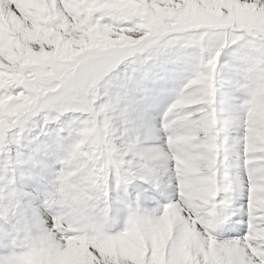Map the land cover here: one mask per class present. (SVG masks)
<instances>
[{
  "label": "snow or ice",
  "instance_id": "6c2138e0",
  "mask_svg": "<svg viewBox=\"0 0 264 264\" xmlns=\"http://www.w3.org/2000/svg\"><path fill=\"white\" fill-rule=\"evenodd\" d=\"M0 264H264V0H0Z\"/></svg>",
  "mask_w": 264,
  "mask_h": 264
}]
</instances>
